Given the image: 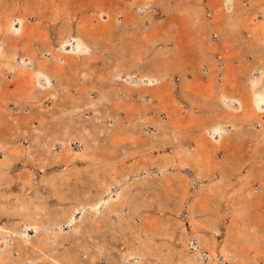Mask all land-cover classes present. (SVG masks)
<instances>
[{"label":"rangeland","instance_id":"374dc122","mask_svg":"<svg viewBox=\"0 0 264 264\" xmlns=\"http://www.w3.org/2000/svg\"><path fill=\"white\" fill-rule=\"evenodd\" d=\"M262 75L264 0H0V264H264Z\"/></svg>","mask_w":264,"mask_h":264},{"label":"bare ground","instance_id":"6f19581e","mask_svg":"<svg viewBox=\"0 0 264 264\" xmlns=\"http://www.w3.org/2000/svg\"><path fill=\"white\" fill-rule=\"evenodd\" d=\"M148 1H154V0H148ZM22 27V26H21ZM63 38V37H62ZM73 40V39H72ZM68 43H66V42H64V43H62L61 45H62V47H64V45H67ZM72 51H66V53L68 54V56H70L72 59L73 58H77L78 59V57H81V56H84V55H86V54H89V52H88V45H87V43H84L83 41H81L80 39H76L75 41H74V45L72 46ZM1 55L2 56H4V58H6V56L5 55H3V52L1 53ZM57 60V59H56ZM74 62V61H73ZM23 65H25V63H23ZM45 66H46V64H45ZM59 68V67H58ZM40 69V68H39ZM61 69V68H60ZM42 71V70H41ZM58 72V71H57ZM42 72H40L39 71V73H37V75H38V77L39 78H37L38 79V81H37V88H38V90H39V92H42V93H44L45 92V94H46V92H47V90H50V88L52 87L51 86V83H50V77L48 76V75H44V74H42ZM139 75H141L140 77H139V79H136V78H134V79H136L132 84H134V85H138V86H142V85H144V86H152V85H154L155 84V82H156V78L154 77V76H152V74L150 75V74H146V73H139ZM57 76V75H56ZM60 76V75H59ZM262 78L261 79H258V81H260L261 83H259L258 84V82H257V86L255 87L256 89L257 88H259V92H257V94H255V99H257L258 97H259V99H260V96H262V95H260V93H262L264 90V86H262V84H263V81H264V75H262L261 76ZM57 78V77H56ZM40 79L42 80V82H44V83H41L40 82ZM55 79V78H54ZM127 79L129 80V82H130V80H134L133 78H129V77H127ZM44 80V81H43ZM264 85V84H263ZM37 90V89H36ZM256 91V90H255ZM53 93V92H52ZM52 95V94H51ZM53 96V95H52ZM51 96V97H52ZM104 97V96H103ZM263 97V96H262ZM47 98V97H46ZM264 98V97H263ZM101 100L102 101H104L103 99H102V96H101ZM41 103V102H40ZM261 103L264 105V100H262L261 101ZM85 105H86V107H87V109L88 110H91V111H94V118H92L93 120H91V121H94L92 124H83L82 122H79V124L77 123L76 125H78V126H74V125H72V124H68L67 126H69L70 128L72 127H74L73 129H74V131L73 132H78L79 133V136L78 137H80V138H82L83 140H85L86 141V143H84L83 144V148H82V150L81 151H79L78 153H76L77 154V156L78 157H80V158H83V157H86V158H89L88 156H89V152H90V146L91 145H89L87 142H95V143H97L98 144V138H101V137H103L104 135H107L108 133H107V131H104L103 129H101L100 128V120H101V113L99 112V109H100V103L99 104H96V103H93V102H91V103H89V102H87V103H84ZM82 106V105H81ZM65 108V107H64ZM82 108H84V107H80V105H76V107L75 108H72L71 107V109H65L64 111L65 112H67V111H69V110H72L73 109V111L75 110L76 112H81L80 110H77V109H82ZM33 114V113H32ZM66 115V114H65ZM76 115V114H75ZM67 116V115H66ZM70 117H71V115H70ZM60 118H63L64 119V115H61V116H56L54 113H52L51 114V116H50V119H51V121L52 122H55V120H59ZM47 120V119H46ZM115 121H116V123H117V120L115 119ZM49 123V122H48ZM60 123H58V125H59ZM118 125V124H117ZM65 126V125H64ZM61 127V126H60ZM69 127H68V129H69ZM67 128V127H66ZM67 129V131L70 133L71 132V130H68ZM67 132V133H68ZM66 132L64 133L65 135L67 134ZM48 135V134H47ZM75 135V134H74ZM212 135H216V137L218 136H221L220 135V132H219V130H215L213 133H212ZM37 136V135H36ZM46 136V135H45ZM67 136H69V135H67ZM164 137V136H163ZM40 136H38V137H35V139L36 140H39L40 141ZM0 140H3L2 138H0ZM102 141V140H101ZM1 142V141H0ZM34 144H35V140H34V142H33ZM38 143V142H37ZM91 153V152H90ZM30 154V153H29ZM51 159V158H50ZM64 159V158H63ZM6 160V159H5ZM61 162V161H60ZM3 165V167H5L4 166V164H2ZM138 169V168H137ZM136 169V170H137ZM72 174V173H71ZM54 180V179H53ZM138 180V179H137ZM52 181V180H51ZM56 181H57V179H56ZM61 182V181H60ZM99 185H100V183H99ZM108 186V185H107ZM109 188V187H108ZM59 190V189H58ZM103 190V189H102ZM100 191H101V189H100ZM99 191V192H100ZM60 193V192H59ZM95 196V195H94ZM103 196V195H102ZM93 197V196H92ZM96 197H97V195H96ZM99 199V198H98ZM124 200V198H123V196H122V193H120L119 194V196H118V198L117 199H114L113 201V203H115L116 205L119 203H121V200ZM93 200V199H92ZM88 201H89V199H88ZM95 201H96V198H95ZM81 202H84V201H81ZM103 204V202L101 201V198H100V200L99 201H96V202H94L93 203V201H89V204L86 202L85 203V205H83V203H82V206L81 205H79L78 207L79 208H76V210H81V212H80V214L79 215H81V217H85L86 216V213L88 212V210H87V212H86V208H88V209H90L91 211H97V209L98 208H100L101 207V205ZM106 206H109V207H107V212H108V214H109V209L111 208V206L112 205H110L109 203H108V201H105L104 202V207H106ZM74 207V206H73ZM72 207V208H73ZM115 208V207H114ZM118 208V207H117ZM117 208H116V210H117ZM135 208V207H134ZM136 209V208H135ZM74 211L73 213H71V216H69V218H67L68 220H66L67 221V223H68V226L69 227H71L72 228V230H73V233H74V235H77V234H80V227H74V225L77 223L76 222V220L74 219V215H75V213H78L77 211ZM111 210H112V208H111ZM106 211V210H105ZM129 211V210H128ZM137 211H138V209H137ZM137 211L135 210V213H137ZM41 212V211H40ZM121 215V214H120ZM29 216V215H28ZM112 216V215H111ZM88 217V216H87ZM98 217V216H97ZM114 217H115V215H114ZM26 219V218H25ZM105 219V218H104ZM61 220V219H60ZM93 220H95V218L93 219ZM92 220V225L94 224V221ZM118 220H119V218H118ZM30 221V220H29ZM82 221V220H81ZM83 222V221H82ZM90 224V223H89ZM56 227H59L60 225H61V223H59V220L56 222ZM88 226H90V225H88ZM55 227V226H54ZM28 228H31V229H33L34 231H35V234H38L39 233V231H40V226H39V224L37 223V222H31L30 224H29V226H27V229ZM60 228V227H59ZM87 228V227H86ZM90 229V228H89ZM88 229V230H89ZM86 230V229H85ZM87 231V230H86ZM0 232H10V229H2V228H0ZM88 232V231H87ZM86 232V233H87ZM6 234V233H5ZM13 234V233H12ZM22 238H26V233H23V235H22ZM26 243V242H25ZM5 253H7V254H9L10 253V250H9V253H8V251H6ZM5 253H3L2 254V256H0L1 258L0 259H4V258H8L9 257V255H6ZM128 254V253H127ZM124 257V256H123ZM125 258V257H124ZM125 262V261H124ZM58 263V262H57ZM135 264V263H134Z\"/></svg>","mask_w":264,"mask_h":264}]
</instances>
